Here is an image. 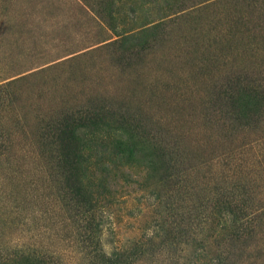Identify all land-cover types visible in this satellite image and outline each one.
<instances>
[{"label": "rangeland", "instance_id": "374dc122", "mask_svg": "<svg viewBox=\"0 0 264 264\" xmlns=\"http://www.w3.org/2000/svg\"><path fill=\"white\" fill-rule=\"evenodd\" d=\"M203 1L0 0V264H35L15 260L34 251L92 264L45 145L50 127L85 112L105 111L75 138L107 253L142 241L153 264H212L222 224L191 221L210 190L245 185L264 203V116L242 129L211 106L229 76L264 77L257 13ZM239 11L246 26L231 27ZM254 247L239 264H264V240Z\"/></svg>", "mask_w": 264, "mask_h": 264}, {"label": "trees", "instance_id": "16d2710c", "mask_svg": "<svg viewBox=\"0 0 264 264\" xmlns=\"http://www.w3.org/2000/svg\"><path fill=\"white\" fill-rule=\"evenodd\" d=\"M228 1L240 11L245 8L248 13H257L256 28L259 29L257 37L264 49V0H204L202 4L209 2L207 3L208 7H212ZM186 10L187 8H182L181 12ZM241 15L243 16L241 17ZM227 22L231 27H244L247 23L242 12L239 13V16H233V20L227 19ZM225 39L226 37L222 40ZM212 104H214L211 105L214 107L212 115L221 113L228 116L227 120L233 126L243 129L245 125L252 123L257 125L264 116V77L260 73L257 77H244L242 74L229 76L217 87ZM104 112L99 111L97 114L85 112L84 115H78L77 118L69 117L61 121L59 125L50 127L46 133L45 145L54 163L56 177L62 192V201L66 202L70 210L73 209L75 217L81 223L79 232L82 237L80 240L82 254L92 264H138L144 261L153 264L159 255L150 252L146 247L147 244L142 241L136 242L131 249H116L112 253L105 251L101 240L104 221L97 215L100 210L99 201L88 193L80 179L78 172L80 144L75 138L76 130L81 122L93 124L101 122V118L105 115ZM129 115L124 113L118 117L123 124L131 129L134 126L133 122L138 123L137 128H143L140 119ZM140 134L142 137L146 135L142 132ZM154 145L155 151H163L165 148L158 140H155ZM160 157L162 159L165 155L160 154ZM177 176L180 177L179 173ZM201 206L199 207L200 211H197L199 208H195L196 212L194 213L197 214L191 221L205 224L208 231H215V226L218 227L222 224L221 228L225 234L223 248L218 247L217 256L213 259L212 264H239L243 252H252L253 248L258 249L254 246L264 240V203L258 200L257 195H254L250 189L247 190L245 185L232 188L216 187L212 191L210 190L206 201L202 200ZM194 213L192 212L193 215ZM209 238L212 240L213 236L211 235ZM178 243L171 242L170 245L179 246L180 241ZM174 252L177 254L178 249L171 250L169 256L171 257ZM259 258L262 259V257ZM15 260L20 263L22 260L23 262L33 260L35 264L56 263L54 257L35 251L27 253V255L19 254ZM184 260L176 255V258L171 259L168 264H191L190 261L185 262Z\"/></svg>", "mask_w": 264, "mask_h": 264}]
</instances>
